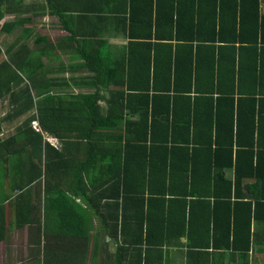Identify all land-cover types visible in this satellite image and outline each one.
<instances>
[{
  "label": "trees",
  "instance_id": "trees-1",
  "mask_svg": "<svg viewBox=\"0 0 264 264\" xmlns=\"http://www.w3.org/2000/svg\"><path fill=\"white\" fill-rule=\"evenodd\" d=\"M47 3L69 33L63 40L79 47V66L91 71L81 84L94 90L55 92L76 80L48 76L54 61L48 56L60 41L34 37L23 17L0 22V34L21 26L0 47V100L8 104L0 133L3 122L24 116L0 136V176L13 193L7 224V198L0 202V238L7 227L28 226L38 242H46L48 227L67 233L81 220L86 228L81 200L99 213L113 211L100 222L143 244L145 256L161 258L179 245L185 264H250L253 248L264 244V13L258 0L223 7L207 32L197 19L193 25L178 19L167 32L149 25L155 41L132 78L123 61L116 71L99 57L106 48L99 33L72 23L76 17L106 23L105 0L98 9L72 10L74 0ZM26 7L22 0H0V20L25 14ZM93 38L97 50L86 48ZM99 86L113 88L106 94ZM158 179L161 190L154 186ZM173 180L184 182L181 191ZM108 181L111 201L101 203L100 187Z\"/></svg>",
  "mask_w": 264,
  "mask_h": 264
},
{
  "label": "crops",
  "instance_id": "crops-1",
  "mask_svg": "<svg viewBox=\"0 0 264 264\" xmlns=\"http://www.w3.org/2000/svg\"><path fill=\"white\" fill-rule=\"evenodd\" d=\"M105 0V5L100 6L103 0H74L72 10L81 7H102L106 12L101 17H106L107 22H101L98 19L76 17L77 20H72V23L77 26L80 32H89L87 34L99 33L101 39L106 41V48L99 52V57H106L114 63L116 71H120L119 60L123 61L125 73L134 77V69H143L145 66L144 60L148 56L149 46L155 41L153 34L148 36L150 32L149 25L164 28L168 31L169 24L178 21L185 24L193 25V21L197 19V26L204 32H207L212 26H216L218 12L223 7L230 5L233 8H239L240 0ZM245 7L253 6V0H242ZM26 7V13L15 15L13 13L5 14L2 17V22L17 20L23 17L25 20L24 26L30 27L36 35H45L50 42L60 41L61 47H56L55 54L48 56L53 58L51 63V71L48 76H57L68 78L73 76L76 80L69 84L60 83L59 86L53 87V90L58 91H91L94 90L89 85H82L81 76L91 74L85 68L79 66L80 59L74 52L77 47L76 42L63 40L69 33L60 28L58 18L48 12L47 0H22ZM64 4V1H61ZM181 7V8H180ZM259 13H264V0H258ZM178 10L180 15L176 14ZM193 10L197 14L193 15ZM75 12V11H73ZM99 16V14H98ZM226 19L230 16L225 15ZM95 21V23H94ZM165 23V25H162ZM195 23V22H194ZM106 25V26H105ZM21 26H16L10 34H0L5 42V45L10 44L15 40L16 35L20 31ZM101 27V28H99ZM99 30V31H98ZM224 30V29H223ZM153 33V31H152ZM228 36V35H227ZM32 37V39L34 38ZM63 37V38H62ZM8 39V40H6ZM6 40V41H4ZM32 41V40H31ZM30 41V42H31ZM89 42L86 43H91ZM85 43V44H86ZM93 44L86 46L90 50H97L100 45H97L95 38ZM129 55V57H128ZM131 59V61H130ZM47 66V65H46ZM133 69V70H132ZM102 93L106 94L112 86H99ZM98 103L103 107L105 100L101 99ZM129 115L127 114L126 117ZM134 118L137 115H133ZM82 122L86 119L85 115L76 120ZM156 171V168L153 166ZM92 172V171H91ZM162 175V174H161ZM108 178V177H106ZM96 184L98 182H95ZM168 184V182H166ZM180 184L184 182L173 180V186L176 190L181 191ZM111 181L103 184L100 187L101 198L100 202L111 201L108 196L111 194L109 186ZM155 189L161 190L165 186L162 179L155 180ZM115 188V186H113ZM104 190V191H103ZM110 190V191H109ZM81 206L85 208L82 212L86 216L88 227L83 228L81 220L78 225L69 230L67 233L54 234L62 232L66 229L58 230L54 227H48L50 235L46 238V244L43 245L44 254H41V244L34 240L35 233L30 232L27 227H18L5 229V235L0 238V264H185V246H169L166 249L165 256L158 258L154 256H145L143 244H132L126 241L124 232L120 228L109 229V226L103 225L100 222V217L111 218L114 215L113 211L105 208L101 213L87 207L86 204L77 200ZM95 201L98 198L95 197ZM74 214V213H73ZM23 234L24 243H11L9 235L13 239L17 238L18 231ZM10 232L8 235L7 233ZM56 236V237H55ZM185 241V238H182ZM147 255V254H146ZM250 264H264V244L256 245L250 253Z\"/></svg>",
  "mask_w": 264,
  "mask_h": 264
},
{
  "label": "rangeland",
  "instance_id": "rangeland-1",
  "mask_svg": "<svg viewBox=\"0 0 264 264\" xmlns=\"http://www.w3.org/2000/svg\"><path fill=\"white\" fill-rule=\"evenodd\" d=\"M0 22H2V19L0 20ZM3 39L4 38H2L0 36V47L1 48H4L2 45H5V42H2ZM6 40H8V39H6ZM6 40H4V41H6ZM7 109H8V104H7L6 100H0V118L4 115V113L7 111ZM23 117L24 116L17 117L14 120H12L11 122H3V124H2V132L0 133V136L4 137L7 134L13 132L15 126L23 119ZM0 179H1V181H0V202H1V199H4V198H7V201H8V202L5 201L3 203L4 204V207H3L4 216L7 219L6 220V224H7L8 220H9L8 218H9V216L11 214L10 206L12 205V201H13V193L10 191L9 186L2 180L1 176H0ZM1 184H2V186H1ZM24 227L28 228V226H24ZM8 228L9 227H7V229ZM9 229H11V228H9ZM19 232H21V234H23L25 236V234L21 230L18 231V235H17V238H19V239H13V236L9 235L10 232L7 233L9 235L8 239H11V243L20 244V243H24L25 242V240H23V236L21 237ZM38 243L41 244V247H40L41 252L40 253L44 254L45 251H44L43 245L46 244V242L44 240H39Z\"/></svg>",
  "mask_w": 264,
  "mask_h": 264
}]
</instances>
